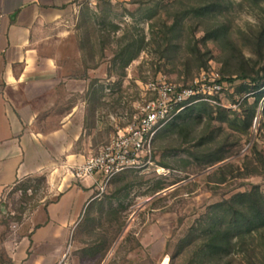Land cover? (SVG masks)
<instances>
[{"label":"rangeland","instance_id":"1","mask_svg":"<svg viewBox=\"0 0 264 264\" xmlns=\"http://www.w3.org/2000/svg\"><path fill=\"white\" fill-rule=\"evenodd\" d=\"M45 36L41 52L56 57L64 79L38 128L57 131L52 146L79 158L99 153L135 119L150 84H189L211 70L226 82L218 104L206 102L159 131L153 164L116 175L103 191L93 186L94 201L61 261L51 264H208L185 245L190 228L210 205L238 192L257 186L264 195V0L83 4ZM243 84L248 88L241 90ZM71 107L73 121L63 128ZM30 176L0 204V264H16L12 253L21 237L43 224L46 205L72 173ZM225 261L264 264V249Z\"/></svg>","mask_w":264,"mask_h":264},{"label":"crops","instance_id":"2","mask_svg":"<svg viewBox=\"0 0 264 264\" xmlns=\"http://www.w3.org/2000/svg\"><path fill=\"white\" fill-rule=\"evenodd\" d=\"M72 8L70 0H0V204L22 178L39 172L49 179L59 172L72 173L69 182L62 176L65 189L45 209L43 224L21 237L12 253L16 264L60 262L76 224L95 199V178L73 175V165L86 158L56 150L51 140L57 131L38 128L42 111L55 104L54 92L64 79L56 57L44 56L40 42ZM73 115L71 107L61 120L63 128Z\"/></svg>","mask_w":264,"mask_h":264},{"label":"built area","instance_id":"3","mask_svg":"<svg viewBox=\"0 0 264 264\" xmlns=\"http://www.w3.org/2000/svg\"><path fill=\"white\" fill-rule=\"evenodd\" d=\"M70 1L77 8L83 4H127L131 0ZM220 79L218 72L211 70L203 71L189 84L166 79L150 84L151 96L143 103L135 119L120 127L99 153L76 165L74 177L95 178L94 184L103 191L119 173L153 164L154 142L159 131L194 104H218V92L226 86V82Z\"/></svg>","mask_w":264,"mask_h":264},{"label":"trees","instance_id":"4","mask_svg":"<svg viewBox=\"0 0 264 264\" xmlns=\"http://www.w3.org/2000/svg\"><path fill=\"white\" fill-rule=\"evenodd\" d=\"M254 82L259 81L254 78ZM257 87H260V84ZM247 88L248 85L243 84L240 89ZM260 97L261 94L258 95L256 102ZM208 105L206 102H200L188 107L167 126L174 124L178 119L189 117L197 110H203ZM251 124L252 118L248 125L251 126ZM30 179L31 176L24 178L23 181ZM21 182L22 179L15 185ZM160 185L157 186L159 190L164 188ZM56 200L50 201L46 208ZM185 242V245H194L195 256L201 257L202 262L205 259L208 264H231L228 261L224 262V259L235 253L250 251L255 254L258 250L264 249L263 193L256 186L251 191L238 192L229 199L210 205L198 223L190 228Z\"/></svg>","mask_w":264,"mask_h":264}]
</instances>
